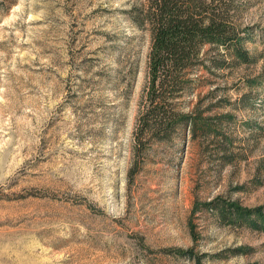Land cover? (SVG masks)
I'll list each match as a JSON object with an SVG mask.
<instances>
[{
	"label": "rangeland",
	"instance_id": "1",
	"mask_svg": "<svg viewBox=\"0 0 264 264\" xmlns=\"http://www.w3.org/2000/svg\"><path fill=\"white\" fill-rule=\"evenodd\" d=\"M146 2L0 0V264H264V231L207 206L264 211V0H239L259 60L195 73L220 134L138 145Z\"/></svg>",
	"mask_w": 264,
	"mask_h": 264
},
{
	"label": "trees",
	"instance_id": "2",
	"mask_svg": "<svg viewBox=\"0 0 264 264\" xmlns=\"http://www.w3.org/2000/svg\"><path fill=\"white\" fill-rule=\"evenodd\" d=\"M241 9L239 0H147L132 10L135 23L147 27L151 34L148 81L137 118L136 144H143L149 135L166 141L179 130L190 131L193 136L200 132L205 138L220 134L215 123L224 114L214 118L208 113L224 101L218 99L216 89L201 98L198 88L204 86L205 77L195 73L206 69L216 77L220 70L249 66L259 60L246 46L252 30L240 23ZM246 81L252 86L257 79ZM191 95L199 97L195 104L189 100L181 102ZM210 96L214 102L204 107V98ZM251 97V92H244L233 105L242 102L246 107ZM222 136L228 139L226 134ZM216 201L220 199L207 206L215 207L225 221L246 223L264 231L262 206L247 208L235 201L219 202L216 206ZM188 253L195 264H204L192 251Z\"/></svg>",
	"mask_w": 264,
	"mask_h": 264
}]
</instances>
